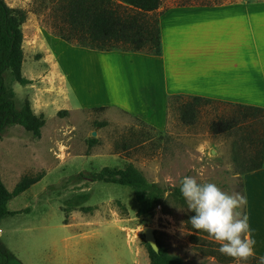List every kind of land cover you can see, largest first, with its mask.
Here are the masks:
<instances>
[{
  "label": "rangeland",
  "instance_id": "1",
  "mask_svg": "<svg viewBox=\"0 0 264 264\" xmlns=\"http://www.w3.org/2000/svg\"><path fill=\"white\" fill-rule=\"evenodd\" d=\"M58 1L5 0L9 7L26 12L21 75L31 81L20 85L10 70L5 71V95L17 110L28 102L34 113L45 118L39 138L13 125L0 140L4 187L13 192L23 179L29 184L8 202L13 214L0 222V248L15 257L9 264H149L146 229L183 264H235L206 233L191 228L188 221L194 213L187 210L185 200L166 194L151 213L138 216L129 187L71 180L83 170L131 164L147 181L166 189L179 187L185 176H194L198 183L211 182L229 194L244 196L240 173L258 161L260 147L242 144L244 132L239 127L211 133L210 123L230 114L231 107L225 104L198 103L194 123L186 126L179 120L184 100L170 99L163 130L115 107L81 109L72 86L84 90L83 66L64 52L60 41L48 36L49 26L60 20ZM236 1L161 0L160 11ZM60 74L70 109L57 103ZM62 110L67 112L58 114ZM89 139L96 140L91 148ZM81 195L87 196L82 206L91 207V213L72 206ZM239 211L244 216V207ZM246 264H259V259Z\"/></svg>",
  "mask_w": 264,
  "mask_h": 264
},
{
  "label": "crops",
  "instance_id": "2",
  "mask_svg": "<svg viewBox=\"0 0 264 264\" xmlns=\"http://www.w3.org/2000/svg\"><path fill=\"white\" fill-rule=\"evenodd\" d=\"M160 10L158 56L91 50L45 35L83 66L84 90L72 86L81 109L115 107L157 130L167 127V103L177 96L264 109V0ZM55 61L52 57L53 68ZM60 77L57 103L70 109ZM241 181L244 216L259 259L264 257V158L262 167Z\"/></svg>",
  "mask_w": 264,
  "mask_h": 264
},
{
  "label": "trees",
  "instance_id": "3",
  "mask_svg": "<svg viewBox=\"0 0 264 264\" xmlns=\"http://www.w3.org/2000/svg\"><path fill=\"white\" fill-rule=\"evenodd\" d=\"M60 20L49 26L50 33L60 40L75 47L97 51L141 52L158 56L161 51L158 9L161 0H59ZM26 20V12L9 7L5 0H0V140L5 130L13 125L21 126L26 132L39 138L45 125L43 114L36 115L28 102L17 110L13 100L6 97L4 77L10 70L15 81L20 85H28L30 80L21 75L23 61L22 25ZM183 99L180 105L179 120L183 125L194 123L197 106L200 102H214L231 107L225 118L212 121L209 129L213 134L228 133L235 127L243 129L241 143L247 142L254 148L259 146V158L251 167L240 174L244 175L262 167L264 158V109L239 104L212 101L200 97H173ZM171 98V99H173ZM99 110L104 107L96 108ZM67 111H59L58 114ZM96 144L89 139L88 147ZM256 150V149H255ZM250 158V157H249ZM71 180L101 182L129 187L137 201V215L151 213L155 205H159L168 194L184 202L180 186L166 189L149 182L134 166L128 164L124 168L104 167L99 171H80ZM28 183L23 179L9 192L0 180V222L13 213L7 209L8 202L23 193ZM86 195L78 196L72 206L80 211L91 213V207H83ZM149 264H183L182 260L169 253L160 239L155 238V248L145 244ZM15 257L0 248V264H9Z\"/></svg>",
  "mask_w": 264,
  "mask_h": 264
},
{
  "label": "clouds",
  "instance_id": "4",
  "mask_svg": "<svg viewBox=\"0 0 264 264\" xmlns=\"http://www.w3.org/2000/svg\"><path fill=\"white\" fill-rule=\"evenodd\" d=\"M180 192L187 210L194 213L188 221L191 228L206 233L219 245L222 255L232 258L235 264H246L256 257L247 217L239 211L246 205L241 193L229 194L211 182L198 183L194 176L180 180ZM259 264H264V257L259 258Z\"/></svg>",
  "mask_w": 264,
  "mask_h": 264
},
{
  "label": "water",
  "instance_id": "5",
  "mask_svg": "<svg viewBox=\"0 0 264 264\" xmlns=\"http://www.w3.org/2000/svg\"><path fill=\"white\" fill-rule=\"evenodd\" d=\"M145 238L150 243V246H152L153 248H155V240L152 239V237H151V231L149 229H146L145 230Z\"/></svg>",
  "mask_w": 264,
  "mask_h": 264
}]
</instances>
